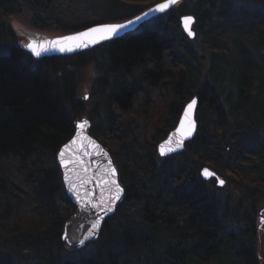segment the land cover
Wrapping results in <instances>:
<instances>
[{
  "label": "trees",
  "instance_id": "16d2710c",
  "mask_svg": "<svg viewBox=\"0 0 264 264\" xmlns=\"http://www.w3.org/2000/svg\"><path fill=\"white\" fill-rule=\"evenodd\" d=\"M156 1L0 0V264H260L264 258V241H250L264 208V0H182L91 49L38 59L24 47L21 23L13 22L21 16L36 30L69 33L123 21ZM188 12L196 17L200 50L178 21ZM226 19L227 29L217 30ZM223 46L225 59L206 68L207 53L213 61ZM91 63L98 72L88 99L77 97V68ZM194 95L192 140L160 158L158 143ZM81 115L112 155L124 193L86 245L96 244L92 255L69 249L68 258L62 234L74 207L56 154ZM206 164L237 176L235 215L224 217L220 188L200 177L197 168ZM25 248L37 256L20 255Z\"/></svg>",
  "mask_w": 264,
  "mask_h": 264
},
{
  "label": "water",
  "instance_id": "95a60500",
  "mask_svg": "<svg viewBox=\"0 0 264 264\" xmlns=\"http://www.w3.org/2000/svg\"><path fill=\"white\" fill-rule=\"evenodd\" d=\"M181 1L182 0H177V3L181 2ZM164 2H165V0L157 1V2H155V4L145 8L140 13H137L130 18L124 19L123 21L102 22V23L92 24L90 27H95V26L100 25V24L125 23L128 20H133L137 16H142L143 13L149 12V9H153L156 5L162 4ZM175 5L171 6L170 8L174 7ZM169 9H167L165 12H156V11L149 12V15L147 17H144V18H142L141 21L137 22L136 24H133V25L129 26L128 28L121 30V32L116 37L122 36V35H124V33L133 31L135 28H137L141 24L145 23L146 20H148L152 17H155V15L164 14ZM185 16H191L194 18V22L191 23V25H190L191 31L194 33V36H189L188 32L183 27L182 18ZM178 19H179L178 21L180 22V26L182 28V31H184L187 38H190V39L194 38L196 35V31L193 28L195 23H196L194 14L189 13V12L183 13L179 16ZM90 27L80 29V31H70L69 33L59 34L58 36H48V37L44 33L40 32L38 30L35 31L32 29H26V30L25 29H19V32L21 35H23L24 38H26L27 42L25 44H27L31 39H35V40H37V42H41V41H45V40L50 41V40L56 39L57 37L68 36V35H72V34H75L78 32L86 31ZM92 47L93 46L88 47V48L78 49V50L73 51V52H61L56 48H51V50L42 53V55L40 57L34 56L26 47H25V49H27L34 58L38 59L41 57H49L51 55H54V56L70 55L73 53L81 52L82 50L91 49ZM194 98L198 102V97L196 95H194V96H192L191 99H189L184 104V106H183L184 108L181 111L178 122L176 123V125L174 127L171 128V131H169L168 134L164 138H162L160 140V142L158 143L157 148H156V152L158 153V155L160 157H168V156L173 155L174 153L182 152L186 143L192 140V138H193V136L197 130V128H196L197 127L196 112H197V107H198L197 104L194 106V109H193L192 115H191V120H193L195 122V130L192 132V135L190 137H188L187 139H184L183 146L178 148L176 151L169 152L166 155L160 154V146L162 144H165V141H168L169 137H172V142H171L172 147H175V142L177 140H180L183 138V131L180 133H177V129L180 127V121L184 117V110H185L186 106ZM85 119L88 120L89 124L86 127V129L81 133V137L78 138L77 144L71 145V148L69 150H65V156L63 159L66 161H73V162L67 164L66 166L62 165L60 162L59 153H60L61 149L64 148V145L69 144V142L73 139V137L77 136L76 125L80 121L85 120ZM75 123H76V125H75L73 135L63 143V145L59 148L56 156H57L58 165L60 166V169H61V173H62L61 177H62L64 188L66 189V192H67V195L69 196V198H71V201H72V204L74 207V209H73L74 211L71 213V215L67 219V222L64 225V230H63L64 233L62 234V240L68 246L71 245L73 247L79 248V247H83L84 245L89 243L91 240H95L98 238V236L100 234V228H101L103 222L105 221V218L107 216H109L110 213H112L116 209L115 206L121 200L120 199L118 201H115L114 203L111 202L110 197L115 192V185L111 184V183L105 184V183H103V181L114 180L120 185L121 188L124 189V186H122L121 183L119 182V175L117 172L116 165L114 164L112 155L110 154L108 149H106V147L97 139V137L95 138L89 132V127L91 125L90 120L84 116L80 119H77L75 121ZM187 125H188V122L186 120L185 121V130L187 129ZM85 136L90 137L91 140L95 141L96 144H98L100 146L99 149L88 147L86 149V151L89 153L88 155H84L83 151L79 150L80 140ZM83 143L88 145L89 141L85 139V140H83ZM168 146L169 145H165V147H168ZM105 153H106V155H105ZM81 160H83V164L80 163ZM109 160L111 161V167H114L116 169L115 175L110 174V172L108 171ZM84 168H87V171H84ZM205 168L209 169L211 172H214L215 176L206 178L203 175V169H205ZM199 171H200V174L204 180L214 178L216 181V186L218 185L220 187H223L226 183V181L218 173L213 171L207 165L201 167ZM65 173H67L69 176L68 181L65 180ZM219 180H223L224 184L221 185L219 183ZM72 185L76 186L75 190H71ZM86 192H87V196L85 195ZM123 193H124V191H123ZM123 193L121 194V198H122ZM78 196H79V199H78ZM88 199H91L92 203L98 204L100 206L93 208V207H91V205H89L85 209L83 207V203H84V201H86ZM101 202H103V203H101ZM110 203H111V206L113 208V211L106 213L104 210V205H107ZM98 217H103V219L99 221V227L96 230L95 234L91 237H88V230L90 229L91 224L93 222L97 221ZM65 237H67V238H65ZM82 239L85 240V243L83 245H81L79 243V241Z\"/></svg>",
  "mask_w": 264,
  "mask_h": 264
},
{
  "label": "snow or ice",
  "instance_id": "6c2138e0",
  "mask_svg": "<svg viewBox=\"0 0 264 264\" xmlns=\"http://www.w3.org/2000/svg\"><path fill=\"white\" fill-rule=\"evenodd\" d=\"M177 3V0H165L164 3L156 5L153 9H149V12L156 11V12H165L167 9H169L171 6L175 5ZM149 12H145L142 14V16H137L133 20H128L125 23L120 24H100L95 27H90L86 31L78 32L72 35L68 36H61L57 37L54 40L50 41H41L37 42L35 39H31L27 44L24 45L34 56L40 57L42 53L47 52L51 50V48H56L61 52H73L78 49L88 48L91 46H95L97 44L103 43L104 41L111 40L114 37H116L121 30L128 28L129 26L136 24L137 22L141 21L142 18L147 17L149 15ZM183 27L188 32L189 36H194V33L191 31L190 25L194 22V18L191 16H185L182 18ZM50 46V47H49ZM84 99H88V96L85 95ZM197 104V100L194 98L185 108L184 110V117L180 121V127L177 129V133H180L183 131V138L180 140H177L175 142V147L171 146L172 137H169L168 141H165V144H162L160 146V154L166 155L169 152L176 151L178 148L183 146L184 139H187L192 135V132L195 130V122L191 120L192 111L194 109V106ZM187 120L188 125L187 129L185 130V121ZM89 122L88 120H82L77 125V136L73 137V139L69 142V144L64 145V148L61 149L59 153L60 162L62 165H67L69 163H72L73 161H66L64 160L65 156V150H69L71 148V145L77 144L78 138L81 137V133L86 129ZM88 140L89 144L86 145L83 143V140ZM165 145H169L168 147H165ZM88 147H92L95 149H99L100 146L96 144L95 141L91 140L90 137H83L80 140L79 144V150L83 151L84 155H88L89 153L86 151ZM102 151V150H101ZM106 155V153H105ZM81 164H83V160L80 161ZM84 171H87V168H84ZM108 171L110 174L115 175L116 169L114 167H111V161L109 160V169ZM203 175L206 178L214 177L215 173L211 172L209 169L205 168L203 169ZM218 179V178H217ZM65 180H69V176L67 173H65ZM105 184H114L115 185V192L110 197L111 202L114 203L115 201H118L121 199V194L123 193L124 189L120 187V185L114 181V180H105L103 181ZM219 183L221 185L224 184L223 180H219ZM76 186L72 185L71 190H75ZM78 195V194H77ZM87 196V192L85 193ZM79 199V196H78ZM103 203V202H101ZM89 205L91 207H99L100 205L92 203L91 199H88L84 201L83 207L86 209ZM105 212H111L113 211V208L110 204L104 205ZM103 217H98L97 221L93 222L91 224L90 229L88 230V237H91L95 234L96 230L99 227V221L102 220ZM67 238V237H65ZM87 238V237H86ZM81 245L85 243V240L82 239L79 241Z\"/></svg>",
  "mask_w": 264,
  "mask_h": 264
},
{
  "label": "rangeland",
  "instance_id": "374dc122",
  "mask_svg": "<svg viewBox=\"0 0 264 264\" xmlns=\"http://www.w3.org/2000/svg\"><path fill=\"white\" fill-rule=\"evenodd\" d=\"M149 6H151V5H149ZM15 21L17 23H21L22 27H19V29H25V30L26 29H32V30L36 31V29L34 27H31V26L27 25L28 24L27 19H25L24 17L15 16L13 18V22H15ZM228 24H229V20L226 19L216 29L220 30V31L221 30H226L227 27H228ZM194 29L197 32V34H196V37L194 39H192L191 41L194 42L196 47L200 50L202 48V46H203L202 45V41H201L202 40V36H201L200 33H198V31L196 30L195 26H194ZM212 30H214V29H212ZM41 32H43L47 37L48 36H58L59 34L62 33V32L57 31V30H48V31L45 30V31H41ZM21 36H23V35H21ZM224 49H226V46L222 47V51H223L222 55L221 56L215 55V58L213 59V61H211V55H209L207 53L206 59L204 61L205 67L208 68V67H210L212 65V63H215L217 61L219 62V61H222V59H225V57H224V53H225ZM77 69H78V72H77V76H76V79H75L76 80V82H75L76 83L75 84V90L77 92V97L83 98V96H85V95L88 96V92H89L88 88H89L90 82H92L94 80V77L97 75L98 70L95 67L94 63L93 64L91 63V64L86 65V66H82V68H80V69L77 68ZM84 116L87 117L86 115H81L77 119H80V118H82ZM160 158H165V157H160ZM206 165L199 166L197 168L198 173H200V171H199L200 168L203 167V166H206ZM207 166L210 167L213 171H215L210 165H207ZM116 168H117V165H116ZM117 172H118V168H117ZM216 172L226 181V183H225V185L223 187L219 186L220 189L216 193V199L217 200L221 199L223 201L224 205H222L223 208L220 209V212L224 215L225 218H227L229 216H232L233 214L235 215L234 211H235V209H237V207H236V205L238 204L237 200H240V199H237L238 191L235 189V186H234L235 185L234 180L237 179V176L233 175L231 172H228V173H225V174L223 172H220V173L218 171H216ZM207 180H210V179H207ZM119 182L121 183L120 179H119ZM114 212H115V210H114ZM114 212H112V213H114ZM69 216H68V218H69ZM258 216L259 217L257 219V222L255 223V227H256L257 232H255V234L251 237L250 241H251L252 244H254L256 246H263L264 233H263L262 227H263L264 223H262V222L264 221V208H262V209L260 208ZM106 218H105V220H106ZM229 224L230 225H229L228 229L232 230L235 226L231 222ZM101 228H102V226H101ZM101 228H100V231H101ZM63 230H64V227H63ZM251 232H252L251 229L246 227L245 234L249 235ZM63 233H64V231H63ZM89 243H87L86 245H88ZM86 245H84L83 247L76 248V247H73L71 245L68 246L67 244H65V246L68 249L67 252H66L67 253L66 257H68V258L70 257L71 258V256H74L72 250H74V252H76L78 254L77 255L75 253V255H77V256H86V257L91 256L92 255L91 253L96 248V244L92 243V244H90V246H86ZM69 249H72V250H69ZM29 250L30 249H27V248L20 249L19 250V254L23 255V257L37 256V253L29 251ZM49 257H53V255L50 253ZM259 261H260V264H264V258L261 259V257H260Z\"/></svg>",
  "mask_w": 264,
  "mask_h": 264
},
{
  "label": "bare ground",
  "instance_id": "6f19581e",
  "mask_svg": "<svg viewBox=\"0 0 264 264\" xmlns=\"http://www.w3.org/2000/svg\"><path fill=\"white\" fill-rule=\"evenodd\" d=\"M199 175H200V177L202 178V176H201V174H200V173H199ZM202 179H203V178H202ZM122 196H123V195H122ZM122 198H123V197H122ZM122 198H121V199H122ZM120 201H121V200H120ZM117 205H118V204H117ZM117 205H116V206H117ZM116 206H115V207H116ZM115 210H116V209H115ZM113 212H114V211H113ZM110 214H111V213H110ZM99 235H100V234H99Z\"/></svg>",
  "mask_w": 264,
  "mask_h": 264
},
{
  "label": "flooded vegetation",
  "instance_id": "af4514ba",
  "mask_svg": "<svg viewBox=\"0 0 264 264\" xmlns=\"http://www.w3.org/2000/svg\"><path fill=\"white\" fill-rule=\"evenodd\" d=\"M213 181H214V179H213ZM216 182V181H215Z\"/></svg>",
  "mask_w": 264,
  "mask_h": 264
}]
</instances>
